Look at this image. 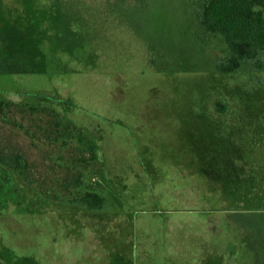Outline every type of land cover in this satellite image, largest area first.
<instances>
[{
    "label": "rangeland",
    "instance_id": "374dc122",
    "mask_svg": "<svg viewBox=\"0 0 264 264\" xmlns=\"http://www.w3.org/2000/svg\"><path fill=\"white\" fill-rule=\"evenodd\" d=\"M200 1L0 0V152L35 181L0 163V264H264V68L217 72Z\"/></svg>",
    "mask_w": 264,
    "mask_h": 264
},
{
    "label": "trees",
    "instance_id": "16d2710c",
    "mask_svg": "<svg viewBox=\"0 0 264 264\" xmlns=\"http://www.w3.org/2000/svg\"><path fill=\"white\" fill-rule=\"evenodd\" d=\"M199 17L208 32L223 34L229 45L230 54L216 62L220 75L232 76L243 66L252 73L264 68V0H201ZM0 107L3 109V102ZM64 126L71 131L69 124ZM59 137L60 132L55 139ZM0 163L17 170L27 183H35L28 174L27 161L19 154L0 152ZM76 200L91 210L103 209L107 202L104 194L90 186L80 190Z\"/></svg>",
    "mask_w": 264,
    "mask_h": 264
}]
</instances>
